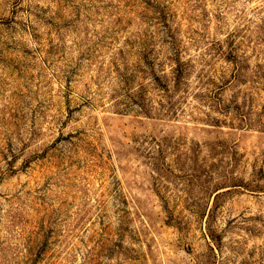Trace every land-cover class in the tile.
Returning <instances> with one entry per match:
<instances>
[{
	"label": "rangeland",
	"instance_id": "rangeland-1",
	"mask_svg": "<svg viewBox=\"0 0 264 264\" xmlns=\"http://www.w3.org/2000/svg\"><path fill=\"white\" fill-rule=\"evenodd\" d=\"M0 264H264V0H0Z\"/></svg>",
	"mask_w": 264,
	"mask_h": 264
},
{
	"label": "trees",
	"instance_id": "trees-1",
	"mask_svg": "<svg viewBox=\"0 0 264 264\" xmlns=\"http://www.w3.org/2000/svg\"><path fill=\"white\" fill-rule=\"evenodd\" d=\"M176 72H177V77L179 76L178 74L180 73L178 70H176Z\"/></svg>",
	"mask_w": 264,
	"mask_h": 264
}]
</instances>
